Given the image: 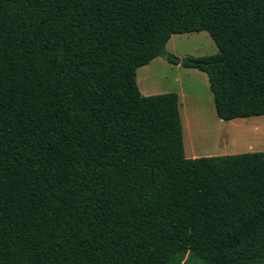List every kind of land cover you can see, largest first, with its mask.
<instances>
[{
    "label": "trees",
    "instance_id": "obj_1",
    "mask_svg": "<svg viewBox=\"0 0 264 264\" xmlns=\"http://www.w3.org/2000/svg\"><path fill=\"white\" fill-rule=\"evenodd\" d=\"M158 56L264 115V0H0V264H264V150L187 157L178 93L136 81Z\"/></svg>",
    "mask_w": 264,
    "mask_h": 264
},
{
    "label": "rangeland",
    "instance_id": "obj_2",
    "mask_svg": "<svg viewBox=\"0 0 264 264\" xmlns=\"http://www.w3.org/2000/svg\"><path fill=\"white\" fill-rule=\"evenodd\" d=\"M166 50L183 58L213 54L218 51V46L203 30L172 34ZM136 81L144 95L178 93L184 146H187L184 135L190 130L197 147H216L233 153L264 150V115L230 120L219 118L205 72L171 64L158 56L149 64L138 67Z\"/></svg>",
    "mask_w": 264,
    "mask_h": 264
},
{
    "label": "crops",
    "instance_id": "obj_3",
    "mask_svg": "<svg viewBox=\"0 0 264 264\" xmlns=\"http://www.w3.org/2000/svg\"><path fill=\"white\" fill-rule=\"evenodd\" d=\"M184 139H185V144L188 143V144H186L187 146H184V152H185V155L187 157H190V158H194V157H198V156H205V155H217V154L233 153V152H228L226 149L219 150V148H216V147L212 148L211 150L206 151V152H197V149H196L197 146H195V145H193V143H190L189 141H187L185 138V135H184ZM251 151H257V150H251ZM234 153H236V152H234Z\"/></svg>",
    "mask_w": 264,
    "mask_h": 264
},
{
    "label": "bare ground",
    "instance_id": "obj_4",
    "mask_svg": "<svg viewBox=\"0 0 264 264\" xmlns=\"http://www.w3.org/2000/svg\"><path fill=\"white\" fill-rule=\"evenodd\" d=\"M185 138H186L187 141H189L190 143H193V145L196 146V144L193 141V133L190 130H188L186 132ZM186 144H188V143H186ZM196 149H197V152H206V151L211 150V148L210 149H207L205 147H197Z\"/></svg>",
    "mask_w": 264,
    "mask_h": 264
}]
</instances>
